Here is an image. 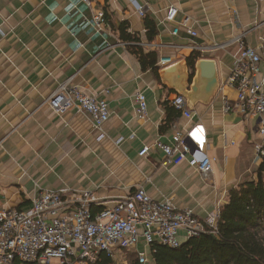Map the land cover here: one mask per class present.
Segmentation results:
<instances>
[{
	"label": "crops",
	"instance_id": "1",
	"mask_svg": "<svg viewBox=\"0 0 264 264\" xmlns=\"http://www.w3.org/2000/svg\"><path fill=\"white\" fill-rule=\"evenodd\" d=\"M133 1L143 17L130 0H99L105 26L98 34L82 26L92 11L80 0H0V209L25 212L41 191H69L90 193L97 213L140 187L152 200H169L203 220L218 213L229 190L254 178L258 119L225 106L236 99L227 84L239 52L235 40L242 37L264 59V0ZM170 8L177 10L172 23ZM146 18L156 26L152 42L145 40ZM122 26L140 39L136 45L120 40ZM129 45L154 53L158 68L160 58L186 63L193 52L214 61L218 91L207 104L190 106L186 119L172 106L178 94L162 83L161 69L159 79L142 70ZM258 80L264 92L262 63ZM64 83L107 103L101 140L85 113L57 114L48 105ZM137 94L146 101L144 123L137 122ZM195 122L205 129L212 160L206 178L186 161L163 165L157 149L139 157L156 142L171 146L174 133Z\"/></svg>",
	"mask_w": 264,
	"mask_h": 264
},
{
	"label": "built area",
	"instance_id": "2",
	"mask_svg": "<svg viewBox=\"0 0 264 264\" xmlns=\"http://www.w3.org/2000/svg\"><path fill=\"white\" fill-rule=\"evenodd\" d=\"M98 1L80 0V3L92 11L91 19H86L82 26H91L100 34L104 31L105 14L96 8ZM130 1L138 15L143 17V7ZM176 14L177 10L170 8L166 21L172 23ZM178 33L179 28H173L172 35L177 36ZM186 33L190 37L196 36L191 29ZM235 42L239 45V52L234 58L227 84L235 91L236 99L232 106L226 104L225 110L233 109L242 116L258 119L259 143L254 145V149L260 161L264 158V92L258 74L259 64H264V59L256 49L244 45L242 37ZM105 48L112 47L106 44ZM171 64V58H160L158 62L160 69ZM135 100L137 122L144 123L147 114L145 98L137 94ZM48 105L57 114L71 108L85 113L98 133L97 139L104 137L102 127L109 119L105 101L85 95L64 83L52 94ZM172 106L186 119L192 118L181 96L174 98ZM121 141L119 139L116 143ZM206 148L205 129L195 122L183 134L174 133L171 146L156 142L143 147L138 155L144 157L150 149H157L164 154L163 165L186 161L190 168L206 178L212 163ZM94 201L87 192L41 191L28 211L0 209V264H93L101 254L116 264L122 262L124 251L134 252L139 264H148L144 253L146 248L150 251L154 244H158L176 249L181 244V234L187 240L201 233L205 227L214 231L218 217L217 213L199 219L190 209L179 210L169 200H152L140 187L113 207L95 214L90 209ZM140 239L142 251L138 249Z\"/></svg>",
	"mask_w": 264,
	"mask_h": 264
},
{
	"label": "trees",
	"instance_id": "3",
	"mask_svg": "<svg viewBox=\"0 0 264 264\" xmlns=\"http://www.w3.org/2000/svg\"><path fill=\"white\" fill-rule=\"evenodd\" d=\"M145 40L152 42L157 30L155 23L146 18ZM122 42L135 44L136 36L119 29ZM142 70H151L159 79L157 57L154 53L129 45ZM199 54L193 52L186 64L190 79ZM95 213V212H92ZM148 264H264V158L255 171L254 178L228 191L225 204L218 211L214 231L205 227L196 236L181 242L178 248L154 244L150 248ZM124 264H139L134 252H123ZM93 264H112L110 258L101 254Z\"/></svg>",
	"mask_w": 264,
	"mask_h": 264
},
{
	"label": "water",
	"instance_id": "4",
	"mask_svg": "<svg viewBox=\"0 0 264 264\" xmlns=\"http://www.w3.org/2000/svg\"><path fill=\"white\" fill-rule=\"evenodd\" d=\"M190 79L186 63H173L160 72L164 85L185 99L188 108L200 102L207 104L219 89L216 64L212 60L200 59Z\"/></svg>",
	"mask_w": 264,
	"mask_h": 264
},
{
	"label": "rangeland",
	"instance_id": "5",
	"mask_svg": "<svg viewBox=\"0 0 264 264\" xmlns=\"http://www.w3.org/2000/svg\"><path fill=\"white\" fill-rule=\"evenodd\" d=\"M183 241H185L184 239H180V243L181 242H183ZM138 249L139 250H144V248H143V244H142V239H140V241H139V244H138ZM144 253L146 254V256H147V258H148V260H150V252H149V249L148 248H146L145 250H144ZM119 254L117 253V256H118ZM124 255L122 256V262H119V263H116V264H124Z\"/></svg>",
	"mask_w": 264,
	"mask_h": 264
},
{
	"label": "clouds",
	"instance_id": "6",
	"mask_svg": "<svg viewBox=\"0 0 264 264\" xmlns=\"http://www.w3.org/2000/svg\"><path fill=\"white\" fill-rule=\"evenodd\" d=\"M197 138H199V137H197Z\"/></svg>",
	"mask_w": 264,
	"mask_h": 264
}]
</instances>
